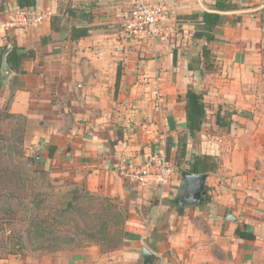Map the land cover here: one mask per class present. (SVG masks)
Masks as SVG:
<instances>
[{"label":"crops","instance_id":"1","mask_svg":"<svg viewBox=\"0 0 264 264\" xmlns=\"http://www.w3.org/2000/svg\"><path fill=\"white\" fill-rule=\"evenodd\" d=\"M156 1L166 15L152 44L125 38L131 0H37L26 9L0 0V46L15 41L34 53L5 79L0 109L26 118L25 143L37 158L56 162L59 172L127 211L114 248L93 242L0 264H264V0H230L237 8L228 11L217 10V0ZM33 12L45 18L31 25L25 17ZM204 12L227 16L211 42L195 38L201 18H190ZM12 19L16 25L7 27ZM74 26L89 34L72 39ZM205 46L210 71H203ZM191 87L207 105L194 137L186 115ZM184 134L187 155L179 166ZM162 148L172 165L169 182L132 180V167ZM204 154L219 163L207 173V202L176 206L181 171ZM238 228L255 238L240 237ZM144 247L155 254L150 263Z\"/></svg>","mask_w":264,"mask_h":264},{"label":"rangeland","instance_id":"2","mask_svg":"<svg viewBox=\"0 0 264 264\" xmlns=\"http://www.w3.org/2000/svg\"><path fill=\"white\" fill-rule=\"evenodd\" d=\"M27 123L0 118V164L9 169L1 176L6 183L0 184V258L75 247L111 199L88 191L82 181L73 180V173L59 172L63 167L56 162L37 158L25 137L19 139ZM7 138L15 145L11 152ZM37 222L49 228L48 237L37 236Z\"/></svg>","mask_w":264,"mask_h":264},{"label":"trees","instance_id":"3","mask_svg":"<svg viewBox=\"0 0 264 264\" xmlns=\"http://www.w3.org/2000/svg\"><path fill=\"white\" fill-rule=\"evenodd\" d=\"M17 5L20 9L32 8L35 7L37 0H16ZM215 8L219 11H228L234 10L237 8L236 5L232 4L230 0H217ZM193 21L198 22L197 29L195 31V38H205L208 42L215 40L214 30L216 27L227 19V16L219 12H204L202 14H193L190 17ZM242 19L241 16H238L236 19L232 20L231 23L236 24ZM59 21L58 17L53 18V26L57 28V22ZM89 27H72L71 29V38L78 39L89 34ZM10 47L6 58L9 67L15 72H20L22 63L25 58L33 57V52H28L25 48L20 47L16 42H9L4 46H0V89L4 86L5 78L1 74V68L3 63V55L7 48ZM204 56V69L203 71H210L213 69L212 55L211 50L208 46L203 48ZM120 77V72H119ZM4 113V114H3ZM4 115L7 118H23L26 121V118L23 116L15 115L8 112L6 109H0V118ZM186 115H187V130L188 133L194 137L202 129L203 122L207 116V105L204 101V95L201 92H198L194 88H189L186 94ZM218 123L219 125L224 124L223 119L220 114H218ZM26 128L25 126L21 128V134L19 139L24 140ZM8 140V149L11 152L15 150V145L12 142V138H7ZM187 135H181L179 138V145L177 150V164L181 166L187 155ZM50 155H53L52 151ZM32 158V157H31ZM190 171L194 173H209L215 171L218 166V160L215 156L208 154L198 155L194 158L193 162H190ZM8 168H5L0 164V184L6 183L4 178L5 173L8 171ZM8 173V172H7ZM210 199V198H209ZM98 222L92 228L87 229L83 236L78 240L75 247H83L90 243H99L105 249H111L118 246L122 241L124 236V225L127 220V211L123 209L118 203L110 199L109 207L104 208L103 211L97 216ZM37 236L39 238L48 237L49 228L42 222H37ZM237 234L246 239H254L255 235L248 232L247 230L237 229ZM60 250V249H58ZM57 251V250H55Z\"/></svg>","mask_w":264,"mask_h":264},{"label":"built area","instance_id":"4","mask_svg":"<svg viewBox=\"0 0 264 264\" xmlns=\"http://www.w3.org/2000/svg\"><path fill=\"white\" fill-rule=\"evenodd\" d=\"M166 15L164 4L156 0H131L130 9L125 22V38L133 42H147L155 44L161 35L159 24ZM45 18L43 12H33L25 17L31 25L41 22ZM7 27L15 26L12 19L5 24ZM158 104L162 102V95L158 86L153 90ZM172 174V165L164 148L159 153L148 156L141 163L132 167L129 176L132 180L142 184L154 182L163 187L169 182Z\"/></svg>","mask_w":264,"mask_h":264},{"label":"water","instance_id":"5","mask_svg":"<svg viewBox=\"0 0 264 264\" xmlns=\"http://www.w3.org/2000/svg\"><path fill=\"white\" fill-rule=\"evenodd\" d=\"M9 52V48L5 50L3 55V63L1 68V74L7 79L11 75L12 70L10 69L6 56ZM182 186L176 195L173 204L178 207H185L195 204H205L207 202V188L206 181L207 173H193L189 170H182ZM143 256L145 263H150L154 258L155 254L149 248L144 247Z\"/></svg>","mask_w":264,"mask_h":264}]
</instances>
